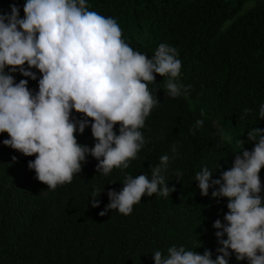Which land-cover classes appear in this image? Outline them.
Masks as SVG:
<instances>
[{
	"label": "trees",
	"instance_id": "trees-1",
	"mask_svg": "<svg viewBox=\"0 0 264 264\" xmlns=\"http://www.w3.org/2000/svg\"><path fill=\"white\" fill-rule=\"evenodd\" d=\"M10 4L22 17L23 0H0V13ZM87 7L114 18L121 39L149 58L162 42L176 48L178 82L190 87L172 98L166 78L155 77L148 87L158 103L140 129L145 143L127 169L107 176L96 173L97 162L88 156L70 183L48 190L27 168L34 155L0 144V264H153L154 251L166 254L173 245L198 254L208 250L215 259L212 224L222 221L226 201L211 198L213 188L201 196L194 177L207 167L212 179L219 178L240 151L239 140L250 151L246 133L264 128L257 119L264 103V0H87ZM13 75L15 82L27 79ZM37 80L27 82L33 92ZM197 119L204 121L199 127ZM76 140L91 148L90 129ZM162 155L169 156L163 172L174 188L169 197L142 196L126 216L115 209L98 215L107 191H119L125 173L150 176ZM259 177L264 193V167ZM93 190L100 194L96 208L90 205ZM228 264L247 262L230 256Z\"/></svg>",
	"mask_w": 264,
	"mask_h": 264
},
{
	"label": "clouds",
	"instance_id": "clouds-1",
	"mask_svg": "<svg viewBox=\"0 0 264 264\" xmlns=\"http://www.w3.org/2000/svg\"><path fill=\"white\" fill-rule=\"evenodd\" d=\"M22 10L21 17L19 7L10 4L8 12L0 13V133L7 137L0 144L25 157L34 155L27 168L48 190L70 183L88 156L96 160L95 171L101 175L127 169L145 143L140 129L158 103L148 85L156 76L165 77L169 97L187 95L190 85L177 79L181 61L176 48L162 42L150 58L133 50L121 39L116 20L89 10L87 0H23ZM14 73L27 79L15 82ZM28 80H37L35 92L27 87ZM257 119L264 120V103ZM203 123L197 119L195 127ZM86 127L91 148L76 140ZM246 135L253 147L242 149L239 140L240 151L219 178L212 179L207 167L194 177L201 196L213 188L211 198L226 201L222 221L212 224L219 245L215 259L208 250L198 254L173 245L166 254L154 251L153 264H228L230 256L237 262L264 264L259 177L264 128L252 127ZM168 161V155L160 156L150 176L125 173L121 189L107 191L108 203L98 215L115 209L126 216L142 196L169 197L174 188L163 175ZM99 195L93 190L91 207L99 206Z\"/></svg>",
	"mask_w": 264,
	"mask_h": 264
}]
</instances>
